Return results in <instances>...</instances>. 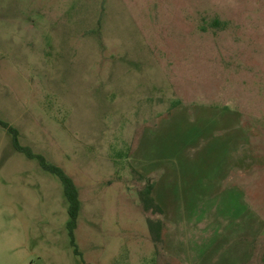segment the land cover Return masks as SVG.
Wrapping results in <instances>:
<instances>
[{"label":"rangeland","instance_id":"374dc122","mask_svg":"<svg viewBox=\"0 0 264 264\" xmlns=\"http://www.w3.org/2000/svg\"><path fill=\"white\" fill-rule=\"evenodd\" d=\"M0 264H264V0H0Z\"/></svg>","mask_w":264,"mask_h":264},{"label":"trees","instance_id":"16d2710c","mask_svg":"<svg viewBox=\"0 0 264 264\" xmlns=\"http://www.w3.org/2000/svg\"><path fill=\"white\" fill-rule=\"evenodd\" d=\"M0 127L6 130L12 136L13 146L18 153L25 155L30 160L38 161L40 167L45 172L58 177L62 182L64 186L65 196L69 203V220L67 222V230L70 238V243L73 247L75 255L82 257V253L77 242L76 230L79 225L83 202L81 200L80 190L76 182L65 172L64 169L51 163L44 155L37 153L31 146L24 145L20 139L21 132L17 127L7 121L2 120L1 118Z\"/></svg>","mask_w":264,"mask_h":264}]
</instances>
